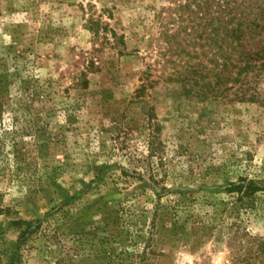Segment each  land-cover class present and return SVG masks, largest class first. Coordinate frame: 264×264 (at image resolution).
I'll list each match as a JSON object with an SVG mask.
<instances>
[{
  "label": "rangeland",
  "instance_id": "obj_1",
  "mask_svg": "<svg viewBox=\"0 0 264 264\" xmlns=\"http://www.w3.org/2000/svg\"><path fill=\"white\" fill-rule=\"evenodd\" d=\"M189 3L0 0V264H264V189L224 190L264 188V74L254 101L175 74L212 72L168 42Z\"/></svg>",
  "mask_w": 264,
  "mask_h": 264
},
{
  "label": "trees",
  "instance_id": "obj_2",
  "mask_svg": "<svg viewBox=\"0 0 264 264\" xmlns=\"http://www.w3.org/2000/svg\"><path fill=\"white\" fill-rule=\"evenodd\" d=\"M189 2L196 10L190 8L186 16L187 21L190 18L193 24V27L188 29L187 38H180V31L185 32L186 28L179 26L180 31L167 35V39L171 44H178L183 50L186 49L182 46L183 43H187L188 46L192 43L190 46L193 47L195 55L198 54L195 50V40L201 39L203 47H210V57L205 53L200 55L212 65V72L210 69L201 72L199 67L203 61L198 56L197 62L193 64L185 60L186 66L181 70L173 68L174 73L178 76L185 74L186 82L193 81V85L200 84L201 87H206L216 94L224 95L225 90L231 91L233 100H257L259 95L257 85L263 78L261 74H264V0H189ZM183 9L185 12L188 11L187 8ZM183 16L185 14L179 15L182 22L186 21ZM194 51L186 50V55H192ZM190 75L192 78L189 79ZM208 78L212 82H201ZM263 189L258 182L247 177H240L237 182H231L224 188L226 192L235 195L236 202L242 207H253L257 193ZM28 224L31 225V222ZM114 241L112 250L105 248L109 254L117 249L116 245L119 242L117 239ZM138 257L141 259L140 254Z\"/></svg>",
  "mask_w": 264,
  "mask_h": 264
}]
</instances>
